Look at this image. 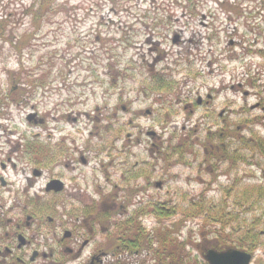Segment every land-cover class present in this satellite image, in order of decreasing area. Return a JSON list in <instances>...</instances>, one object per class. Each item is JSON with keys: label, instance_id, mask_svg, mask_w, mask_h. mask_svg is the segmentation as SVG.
<instances>
[{"label": "rangeland", "instance_id": "rangeland-1", "mask_svg": "<svg viewBox=\"0 0 264 264\" xmlns=\"http://www.w3.org/2000/svg\"><path fill=\"white\" fill-rule=\"evenodd\" d=\"M185 5L119 0L117 9L110 0H0L2 111L20 122L17 130L26 132L30 101L23 99L25 108L18 110L6 93L17 97L46 70H51L52 81L85 85L86 95L90 91L93 96L79 95L90 116L100 114L101 144L119 152L130 134L133 160L153 156L149 172L160 175L162 191L211 194L205 202L219 208L222 224L230 225L227 231L242 225L247 246L253 235L257 238L255 261L264 264V0ZM225 12L234 22L226 20ZM156 72L165 78L167 90L152 91ZM207 92L214 93L215 135L205 129L210 119L196 106L197 96ZM188 106L194 107L192 113ZM225 108L228 125L221 135L217 112ZM103 125H109V134ZM148 130L160 139L149 137ZM153 142L161 148L149 152L146 145ZM200 145L215 154L207 166L206 149L196 151ZM181 200L161 212L160 221L174 215L173 208H192L188 201L179 205ZM173 224H161L160 240L162 233L170 239L183 223Z\"/></svg>", "mask_w": 264, "mask_h": 264}, {"label": "flooded vegetation", "instance_id": "flooded-vegetation-1", "mask_svg": "<svg viewBox=\"0 0 264 264\" xmlns=\"http://www.w3.org/2000/svg\"><path fill=\"white\" fill-rule=\"evenodd\" d=\"M226 20L234 22L228 14ZM74 87L82 88L76 92ZM84 87L65 80H36L28 96L20 91L18 102L6 93L18 110L25 108L23 99L30 101L26 132L17 130L20 122L2 111L0 92V264H209L211 252L246 253L251 256L248 264H257V238L253 235L247 246L242 225L227 231L230 225L222 224L219 208L205 202L211 194L162 191L160 175L155 178L149 172L153 156L133 160L128 133L119 152L114 145L101 144L105 138L100 114L90 116L83 109L79 94L93 96L90 91L86 95ZM213 94L196 98V106L210 119L208 132L217 124L211 119ZM188 107L192 113L194 107ZM225 113L227 108L217 112L221 135L228 125ZM103 132L110 133L105 125ZM146 146L149 152L161 148L154 142ZM198 149H206L207 166L215 154L206 146ZM176 199H182L179 205L188 201L192 208H173L174 215L160 221V213L170 211ZM173 222L183 224L170 239L162 233L160 240L161 224L173 227ZM235 262L234 257L230 263Z\"/></svg>", "mask_w": 264, "mask_h": 264}, {"label": "water", "instance_id": "water-1", "mask_svg": "<svg viewBox=\"0 0 264 264\" xmlns=\"http://www.w3.org/2000/svg\"><path fill=\"white\" fill-rule=\"evenodd\" d=\"M177 41V36L173 38V42ZM238 255V256H236ZM236 258L235 263H230L232 258ZM207 260L209 264H248L250 261V255L245 253H214L211 252L207 255Z\"/></svg>", "mask_w": 264, "mask_h": 264}, {"label": "trees", "instance_id": "trees-1", "mask_svg": "<svg viewBox=\"0 0 264 264\" xmlns=\"http://www.w3.org/2000/svg\"><path fill=\"white\" fill-rule=\"evenodd\" d=\"M110 1H111L112 5L115 8L119 9V7H120L119 6V0H110ZM127 1H129V0H127ZM199 1L200 0H174L175 3H178V2L186 3V5H185L186 8L190 4H193L194 6L197 7V3H199ZM154 77L157 78V80H155V84H154L155 87L152 88V91H165V90H167V88L169 86H167V84L165 82L166 81L165 78L164 77L163 78H160L161 77V74H158L157 72L154 74ZM148 79H150V77H148ZM211 133H213L215 135L214 132H211ZM240 140H241V138H240ZM229 143L231 145L232 142L230 141Z\"/></svg>", "mask_w": 264, "mask_h": 264}]
</instances>
